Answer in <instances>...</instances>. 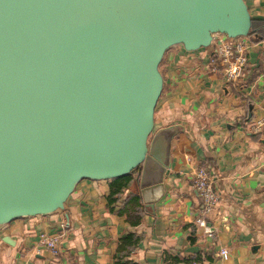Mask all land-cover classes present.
Here are the masks:
<instances>
[{"label":"water","instance_id":"water-1","mask_svg":"<svg viewBox=\"0 0 264 264\" xmlns=\"http://www.w3.org/2000/svg\"><path fill=\"white\" fill-rule=\"evenodd\" d=\"M254 19L245 0H0V227L131 173L154 209L184 132L156 127L166 53L247 37Z\"/></svg>","mask_w":264,"mask_h":264},{"label":"crops","instance_id":"crops-1","mask_svg":"<svg viewBox=\"0 0 264 264\" xmlns=\"http://www.w3.org/2000/svg\"><path fill=\"white\" fill-rule=\"evenodd\" d=\"M245 1L264 20V0ZM253 40L233 82L207 68L213 46L166 53L156 127L181 124L184 132L173 142L166 195L154 209L143 203L141 225L109 210V180L84 179L65 209L0 227V264H264V128L253 129L264 118V39ZM201 166L221 196L208 216L213 236L196 220L201 202L192 181ZM44 231L62 236L58 256L39 244Z\"/></svg>","mask_w":264,"mask_h":264},{"label":"built area","instance_id":"built-area-1","mask_svg":"<svg viewBox=\"0 0 264 264\" xmlns=\"http://www.w3.org/2000/svg\"><path fill=\"white\" fill-rule=\"evenodd\" d=\"M213 53L207 60V68L211 72H222L228 82L237 81L245 66L248 63V53L251 42L248 37L229 38L226 35L218 34L213 40ZM264 128V118L257 120L253 126L258 132ZM193 188L196 191L201 208L199 217L196 219L204 231L213 236L214 229L209 226L208 216H210L219 204L221 196L214 186V179L209 168L199 167L193 176ZM62 236L57 233L41 232L39 234V244L48 249L53 256L61 253ZM222 255L227 254V250H222ZM200 264V263H196Z\"/></svg>","mask_w":264,"mask_h":264},{"label":"trees","instance_id":"trees-1","mask_svg":"<svg viewBox=\"0 0 264 264\" xmlns=\"http://www.w3.org/2000/svg\"><path fill=\"white\" fill-rule=\"evenodd\" d=\"M249 39H264V20L254 19ZM253 40V42H254ZM110 181V191L107 196L108 207L112 213L123 216L135 227L142 224L145 215V208L139 191V179L137 173H131ZM135 234H130L132 238ZM133 240V239H132ZM130 241L131 250L135 249L140 241Z\"/></svg>","mask_w":264,"mask_h":264},{"label":"rangeland","instance_id":"rangeland-1","mask_svg":"<svg viewBox=\"0 0 264 264\" xmlns=\"http://www.w3.org/2000/svg\"><path fill=\"white\" fill-rule=\"evenodd\" d=\"M167 57V55H165V57H164V59H163V61H162V63H161V71H162V69H163V71H164V66H163V64H164V61H165V58ZM157 125V124H156Z\"/></svg>","mask_w":264,"mask_h":264}]
</instances>
